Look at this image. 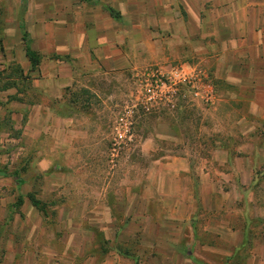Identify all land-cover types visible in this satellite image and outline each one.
<instances>
[{"label": "rangeland", "instance_id": "rangeland-1", "mask_svg": "<svg viewBox=\"0 0 264 264\" xmlns=\"http://www.w3.org/2000/svg\"><path fill=\"white\" fill-rule=\"evenodd\" d=\"M7 1L0 8V21L9 24V31L4 41L0 39V52L11 46L17 50L14 46L22 41L16 33L29 36L26 14L50 7L44 0H20L17 10L16 0ZM12 4L14 15L9 9ZM36 4L40 10L34 9ZM10 57L0 54V64H5L0 69V87L6 89L0 91V264H100L104 256L115 254L137 257L140 264H157L162 256L182 249L175 242V216L166 214L175 210V192L185 191L175 184V154L186 156L197 175L201 161L220 159L219 153H211L217 146L230 147L248 139L235 130L236 110L241 107L221 105L215 96L206 98L204 85L210 84L207 80L216 85L214 72L204 70L202 64L191 70L156 62L111 75L102 68L97 76L81 73L80 82L90 88L76 82L65 93L42 88L34 97L42 103L14 115L26 103H14L9 109L13 84L21 78V93L27 97L31 75L12 70L15 62ZM40 65L41 61L35 68L38 72ZM155 79L159 95L147 103V109L144 84ZM112 87L115 95L109 98ZM50 94L67 99L50 103L46 96ZM57 113L68 117L61 119ZM231 167L216 163L210 168L207 163L205 169L213 173L217 187L227 190L235 177ZM30 196L44 203V211L31 204ZM189 211L188 206L181 208L180 218ZM236 213L234 219L239 220L241 215ZM196 214L198 226L218 219L207 220L200 211ZM254 215L250 210L248 216ZM158 221L166 226L153 231ZM185 224L178 225L182 232L178 239L188 244ZM94 228L104 235L94 233ZM144 228L156 237L149 238ZM263 230V225L250 229L247 242L239 249L229 248V254L198 246L190 247L189 253L209 264H241L251 253L252 240L261 237ZM199 235L202 241L222 244L212 239L213 234Z\"/></svg>", "mask_w": 264, "mask_h": 264}, {"label": "crops", "instance_id": "crops-1", "mask_svg": "<svg viewBox=\"0 0 264 264\" xmlns=\"http://www.w3.org/2000/svg\"><path fill=\"white\" fill-rule=\"evenodd\" d=\"M5 1L0 0V8ZM16 2L15 6L9 7L11 15H14V7L18 10L20 0ZM43 4L50 7L43 6L41 11L39 5H34V9L40 11L34 10V14H26L25 18L30 47L41 54L39 72L31 69L23 34L16 33L17 39L22 41L14 46L17 50L11 46L0 52L5 58L11 56L15 62L11 65L12 70L31 75L27 97L21 93V78L13 84L9 109L13 110L14 103L26 104L12 113L22 115L34 110L42 103L34 98L35 95L39 97L42 88L65 93L73 82L90 88L80 82L81 73L97 76L104 68L103 72L111 75L114 71L126 72L151 62L159 65L175 63V66L182 65L191 70L202 64L204 70L214 72L216 83L213 86L207 80L210 83L207 95L210 99L215 96L221 105L241 107L236 110L235 130L237 135L248 139L230 147L217 146L211 153H219L220 159L201 161V171H196L197 175L186 156L175 154V184L183 185L185 191L175 192V210L166 214L175 216L178 231L175 242L182 249L162 256L156 263L205 264L194 253H189L190 247L217 248L226 254H229V248L239 249L247 242L250 229L264 226V0H44ZM9 20L13 23L15 19ZM3 24L0 21V39L4 41L9 24ZM15 24L19 25V21ZM57 55L62 59L56 58ZM3 68L5 64L1 63L0 69ZM107 95L109 98L115 95L113 87ZM46 96L50 103L62 104L67 99L64 95H60L59 100L55 99L56 94ZM52 111L50 107L49 112ZM56 115L61 119L68 117L62 113ZM207 163L210 168L216 167V163L232 166L235 177L229 183V189L217 187L215 176L205 169ZM181 179H188V182L181 183ZM196 186L199 187L197 193ZM184 206L190 207V211L180 218V209ZM250 210L255 213L254 217L248 216ZM198 211L203 212L207 220L218 219L215 218L213 223L205 220L198 226L195 223ZM236 212L241 215L239 220L234 219ZM249 218L256 221L252 223ZM162 223H155L153 231L166 226ZM180 223L188 226V244L178 239L182 234ZM144 230L149 238L156 237L153 232L148 233L149 228ZM93 231L103 234L98 228ZM201 232L215 235L212 239L222 244L202 241ZM251 248V253L242 258L241 264H264V230L261 237L252 240ZM99 263L140 264V260L115 254L104 256Z\"/></svg>", "mask_w": 264, "mask_h": 264}, {"label": "trees", "instance_id": "trees-1", "mask_svg": "<svg viewBox=\"0 0 264 264\" xmlns=\"http://www.w3.org/2000/svg\"><path fill=\"white\" fill-rule=\"evenodd\" d=\"M113 14H114V12H113ZM114 15L117 16L116 14H114ZM23 39L25 41L24 49H25V54L27 56V59L30 63L31 69H35L41 61V54L38 51L33 50L30 47V41L26 35H23ZM2 90H6V89H4L3 87H0V91H2ZM29 200H30L31 204L34 207H36L38 210L44 211V203L43 202H41L38 199L33 198L32 196H30ZM22 202H23V199L21 197H19L17 199L16 203L18 205H20V204H22ZM205 264H207V263H205Z\"/></svg>", "mask_w": 264, "mask_h": 264}, {"label": "built area", "instance_id": "built-area-1", "mask_svg": "<svg viewBox=\"0 0 264 264\" xmlns=\"http://www.w3.org/2000/svg\"><path fill=\"white\" fill-rule=\"evenodd\" d=\"M207 85H209V84L204 85V87H206V89L208 88ZM159 89H160V84L156 79L151 81V82L144 84V94H145V99H146L145 104H146L147 109H148L147 103L154 100L155 97H158ZM205 96L207 99H210L209 94L207 95V93H206Z\"/></svg>", "mask_w": 264, "mask_h": 264}]
</instances>
